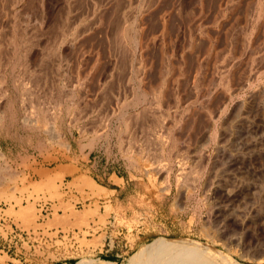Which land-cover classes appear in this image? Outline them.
<instances>
[{
  "label": "rangeland",
  "instance_id": "rangeland-1",
  "mask_svg": "<svg viewBox=\"0 0 264 264\" xmlns=\"http://www.w3.org/2000/svg\"><path fill=\"white\" fill-rule=\"evenodd\" d=\"M41 201L77 263L139 234L127 261L264 264V0H0V208Z\"/></svg>",
  "mask_w": 264,
  "mask_h": 264
},
{
  "label": "built area",
  "instance_id": "built-area-1",
  "mask_svg": "<svg viewBox=\"0 0 264 264\" xmlns=\"http://www.w3.org/2000/svg\"><path fill=\"white\" fill-rule=\"evenodd\" d=\"M41 202L37 221L43 225L37 228L25 229L17 226L0 208V237H3L5 242L14 243L18 252L25 251L31 258L41 257L43 264L58 262L64 256L76 257L82 233L77 229L45 226L44 222L52 214V208L49 203ZM31 262L37 264L32 259Z\"/></svg>",
  "mask_w": 264,
  "mask_h": 264
},
{
  "label": "crops",
  "instance_id": "crops-1",
  "mask_svg": "<svg viewBox=\"0 0 264 264\" xmlns=\"http://www.w3.org/2000/svg\"><path fill=\"white\" fill-rule=\"evenodd\" d=\"M71 171L74 172L75 176L78 177L83 171H86L83 169V164L80 162H75L71 165ZM92 167V165H90ZM95 170L94 168L92 169ZM94 181L96 179L94 177H99L102 180L106 179L108 183L115 184L114 176H116L118 179H121V181L116 183L115 188L111 190H117L119 187V190L122 189V186L120 183L124 184L126 183V177L123 175H119L116 171L112 172H105L102 171L101 174H96L95 172L92 173V175H89ZM96 183H98L96 181ZM99 184V183H98ZM105 187L104 185H101ZM106 188V187H105ZM107 189V188H106ZM148 236L146 235V239L143 240L145 237L139 234L132 235V237L128 236V234H123L118 238V240L115 241V239L109 238V240H106V244L103 247H97L96 254H99L96 259L94 258H86L81 260L80 263H77L78 260L74 256H64L61 259L58 260V262H55V264H83L84 262H88L90 264H148L146 261H144L138 254H135L134 257L127 261V255L129 251L136 249L140 247L145 241L148 240ZM142 238V240H141ZM102 237L97 238L93 240L94 244H100ZM111 242H113L111 244ZM15 244L12 242H5L3 237H0V256H6V259L3 261V263L0 262V264H31V259L37 264H43L44 261L41 257H34L31 258L28 256V254L25 251L18 252V249L14 246ZM79 250V249H78ZM193 259V258H192ZM127 261V262H126ZM126 262V263H125ZM169 264V263H168ZM193 264V262L191 263Z\"/></svg>",
  "mask_w": 264,
  "mask_h": 264
},
{
  "label": "bare ground",
  "instance_id": "bare-ground-1",
  "mask_svg": "<svg viewBox=\"0 0 264 264\" xmlns=\"http://www.w3.org/2000/svg\"><path fill=\"white\" fill-rule=\"evenodd\" d=\"M262 4V3H261ZM261 14V13H260ZM261 17V15L259 16L258 15V19L256 20V22L257 21H259L260 18ZM263 17V16H262ZM261 17V18H262ZM257 18V17H256ZM132 29V28H131ZM130 30H128L127 32H129ZM131 32V31H130ZM136 32V31H135ZM122 33V32H121ZM125 33V32H124ZM125 34H127V33H125ZM122 35V34H121ZM130 37V36H129ZM29 72V71H28ZM231 73V72H230ZM222 77V76H221ZM227 77V76H226ZM225 77V78H226ZM224 78V77H223ZM227 79V78H226ZM224 80L223 79H221V82H223ZM219 82H220V80H219ZM220 82V83H221ZM228 83V82H227ZM221 85H222V83H221ZM224 86H225V89H226V85H223V88H224ZM227 89H228V87H227ZM230 89V88H229ZM228 89V90H229ZM4 93V92H3ZM143 112V111H142ZM145 113V112H144ZM129 123V122H128ZM128 123H126V124H128ZM125 124V125H126ZM127 126V125H126ZM130 126V125H129ZM128 127V126H127ZM263 133V132H262ZM187 159V158H186ZM196 179V178H195ZM188 180V179H187ZM85 181V180H84ZM179 181H180V179H179ZM184 181V180H183ZM182 181V182H183ZM186 181V180H185ZM196 180H194V182H195ZM198 181V180H197ZM90 182V181H89ZM167 183L169 184V179L167 178ZM181 183V182H180ZM85 186V185H84ZM90 186H94L93 184H91L90 183ZM185 186H187V185H185ZM181 187H182V190H186L187 189V187H186V189H185V187H184V185L183 184H181ZM93 188H95V187H93ZM96 193V192H95ZM14 208V207H13ZM92 212V213H91ZM19 213V212H18ZM21 213V212H20ZM19 213V214H20ZM26 213V212H25ZM25 213H22V214H20V215H18L19 216V218H20V220H22V216L24 215V216H26V214ZM96 213H98L97 211L95 212V211H89V212H84L83 214H81V215H75V217H79V219H78V224H79V221L81 222V221H83V220H85L86 221V218H88L89 216L88 215H95ZM16 215H17V213H15ZM94 215H93V217H94ZM30 216V215H29ZM88 216V217H87ZM96 216H97V214H96ZM92 218V217H91ZM218 218V217H217ZM89 220V219H88ZM84 222V221H83ZM77 225V224H76ZM255 225V224H254ZM144 261H146L148 264H167V261H168V259H167V257L166 256H164L163 254H159V253H144V254H142L141 256H140Z\"/></svg>",
  "mask_w": 264,
  "mask_h": 264
}]
</instances>
